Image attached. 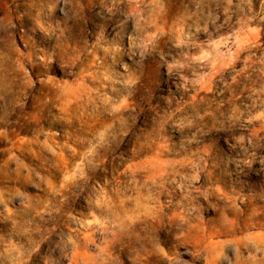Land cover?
Instances as JSON below:
<instances>
[{
	"label": "clouds",
	"instance_id": "9594fccd",
	"mask_svg": "<svg viewBox=\"0 0 264 264\" xmlns=\"http://www.w3.org/2000/svg\"><path fill=\"white\" fill-rule=\"evenodd\" d=\"M0 264H264V0H0Z\"/></svg>",
	"mask_w": 264,
	"mask_h": 264
}]
</instances>
